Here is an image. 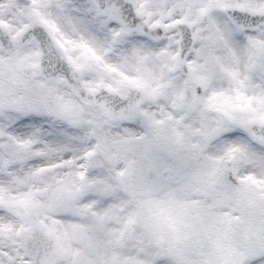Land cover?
Listing matches in <instances>:
<instances>
[{
	"label": "snow or ice",
	"instance_id": "obj_1",
	"mask_svg": "<svg viewBox=\"0 0 264 264\" xmlns=\"http://www.w3.org/2000/svg\"><path fill=\"white\" fill-rule=\"evenodd\" d=\"M0 264H264V0H0Z\"/></svg>",
	"mask_w": 264,
	"mask_h": 264
}]
</instances>
